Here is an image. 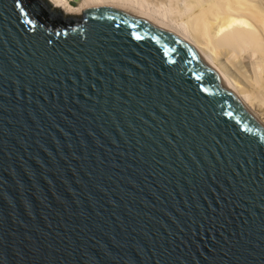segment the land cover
Wrapping results in <instances>:
<instances>
[{
	"label": "water",
	"instance_id": "obj_1",
	"mask_svg": "<svg viewBox=\"0 0 264 264\" xmlns=\"http://www.w3.org/2000/svg\"><path fill=\"white\" fill-rule=\"evenodd\" d=\"M0 264H264V122L134 9L0 0Z\"/></svg>",
	"mask_w": 264,
	"mask_h": 264
},
{
	"label": "bare ground",
	"instance_id": "obj_2",
	"mask_svg": "<svg viewBox=\"0 0 264 264\" xmlns=\"http://www.w3.org/2000/svg\"><path fill=\"white\" fill-rule=\"evenodd\" d=\"M48 1L64 15L125 6L168 26L220 70L264 122V0H178L159 10V17L151 14L146 0Z\"/></svg>",
	"mask_w": 264,
	"mask_h": 264
},
{
	"label": "rangeland",
	"instance_id": "obj_3",
	"mask_svg": "<svg viewBox=\"0 0 264 264\" xmlns=\"http://www.w3.org/2000/svg\"><path fill=\"white\" fill-rule=\"evenodd\" d=\"M113 1V0H111ZM121 1V0H119ZM178 0H146V5L149 8V10L151 11V14L153 16L159 17L157 14V12L159 10H163L165 7H171V6H176L175 4H177ZM115 2H118V0H116ZM124 2V1H121ZM176 2V3H175ZM173 6V7H174ZM56 8V7H55ZM67 15V14H66ZM78 15V14H75ZM179 15L177 17H175L176 19H178Z\"/></svg>",
	"mask_w": 264,
	"mask_h": 264
}]
</instances>
